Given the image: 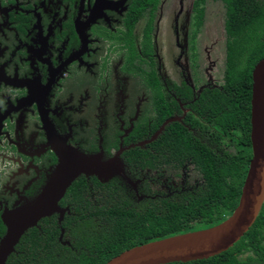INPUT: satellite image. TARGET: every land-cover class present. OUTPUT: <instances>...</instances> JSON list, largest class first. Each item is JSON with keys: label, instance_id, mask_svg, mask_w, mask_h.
I'll return each mask as SVG.
<instances>
[{"label": "flooded vegetation", "instance_id": "obj_1", "mask_svg": "<svg viewBox=\"0 0 264 264\" xmlns=\"http://www.w3.org/2000/svg\"><path fill=\"white\" fill-rule=\"evenodd\" d=\"M209 1L217 2L195 9V0H0V242L5 217L58 194L59 155L71 150L117 157L133 185L112 179L137 201L149 197L145 181L168 196L201 182L192 163H129L139 152L154 160L169 127L219 141L197 110L203 92L223 83L218 43L206 32ZM72 183L55 198L62 219L53 213L31 228L63 222Z\"/></svg>", "mask_w": 264, "mask_h": 264}, {"label": "trees", "instance_id": "obj_2", "mask_svg": "<svg viewBox=\"0 0 264 264\" xmlns=\"http://www.w3.org/2000/svg\"><path fill=\"white\" fill-rule=\"evenodd\" d=\"M213 1H220L225 9L223 83L220 89L203 92L197 110L219 141L203 130L200 139L180 126L169 127L155 143L154 160L139 152L129 163L141 169L192 163L201 182L168 196L145 181L141 193L149 197L137 201L116 179L103 184L80 177L65 195L70 214L60 225L50 218L29 229L7 264H105L132 247L214 226L233 212L252 157L251 76L264 59V0ZM203 2L195 0V9ZM169 264H264V205L248 232L227 251Z\"/></svg>", "mask_w": 264, "mask_h": 264}, {"label": "water", "instance_id": "obj_3", "mask_svg": "<svg viewBox=\"0 0 264 264\" xmlns=\"http://www.w3.org/2000/svg\"><path fill=\"white\" fill-rule=\"evenodd\" d=\"M220 2V1H217ZM224 17H225V9ZM223 44L225 51L226 35L223 21ZM225 58V54H224ZM252 89L250 100V144L252 157L249 162L241 188L237 206L220 223L206 229L189 231L163 239L141 244L128 249L105 264H169L204 260L221 254L234 246L252 227L264 205V59L260 60L252 71ZM59 187L57 197H61L66 188L78 177L93 176L100 183H106L113 177H120L133 185L125 177L121 161L114 159L103 161L100 154L87 156L71 150L59 155ZM57 191V190H55ZM54 191V192H55ZM56 196L45 203L43 208H25L16 216L4 218L7 228L0 242V264L14 252L23 233L36 223L53 213L63 210L56 206ZM45 200V197H42ZM40 204V203H39ZM63 231H61L60 240ZM68 244L67 242H64Z\"/></svg>", "mask_w": 264, "mask_h": 264}, {"label": "rangeland", "instance_id": "obj_4", "mask_svg": "<svg viewBox=\"0 0 264 264\" xmlns=\"http://www.w3.org/2000/svg\"><path fill=\"white\" fill-rule=\"evenodd\" d=\"M190 1L188 2V4ZM207 8H206V20H207V29L206 32L210 33V40L213 42L218 43V49H219V65H218V73H219V79L222 78L223 69H224V44H223V38H224V32H223V21H224V11H223V4L221 2H207ZM206 34H204L202 37L205 38ZM221 52V53H220ZM221 82V81H220ZM198 176L197 174H194L192 178Z\"/></svg>", "mask_w": 264, "mask_h": 264}]
</instances>
